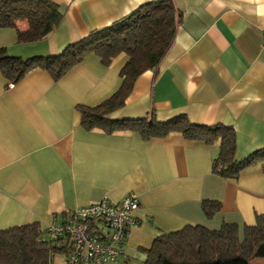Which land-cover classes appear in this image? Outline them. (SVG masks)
<instances>
[{
    "label": "crops",
    "instance_id": "obj_1",
    "mask_svg": "<svg viewBox=\"0 0 264 264\" xmlns=\"http://www.w3.org/2000/svg\"><path fill=\"white\" fill-rule=\"evenodd\" d=\"M62 20L46 37L19 43L0 29L7 55L30 59L60 53L89 33L110 26L157 0H50ZM181 15L172 45L154 69L134 82L124 106L109 118L158 121L185 115L197 126L220 124L235 133V158L264 149V0H172ZM25 29L23 21L17 24ZM120 54L103 65L87 54L58 80L35 67L18 82L0 72V230L54 220L104 197L119 202L134 193L139 208L109 264H143L161 234L187 226L217 231L244 227L264 215V161L236 181L213 173L218 143L172 132L143 140L137 133L85 130L79 106L94 107L119 87ZM204 201L219 203L207 218ZM258 264L263 259L256 260ZM52 256L51 264H63Z\"/></svg>",
    "mask_w": 264,
    "mask_h": 264
},
{
    "label": "trees",
    "instance_id": "obj_2",
    "mask_svg": "<svg viewBox=\"0 0 264 264\" xmlns=\"http://www.w3.org/2000/svg\"><path fill=\"white\" fill-rule=\"evenodd\" d=\"M62 17L59 7L50 0H0V29H14L19 43L43 39L58 26ZM180 18L172 0L149 2L110 26L65 46L56 55L21 59L7 55L5 49L0 48V72L14 84L38 67L56 81L87 54H94L103 65L124 54L127 60L119 72L118 89L97 106L78 107L82 128L107 133L135 132L143 140L178 132L188 140L217 142L212 171L221 178L236 181L242 170L256 161H264V149L236 159V138L231 127L197 126L185 115L163 122L156 120L153 113L140 119L109 118L112 112L124 106L135 80L143 72L156 68L166 55ZM21 21L25 23L23 30L17 27ZM219 207L216 201L202 203L207 218L217 213ZM55 252L47 228L42 229L38 223L0 230V264H51ZM258 259L264 260V215H256L254 226L244 227L242 240L233 224H224L217 231L187 226L177 232L161 234L145 250L143 264H258Z\"/></svg>",
    "mask_w": 264,
    "mask_h": 264
},
{
    "label": "built area",
    "instance_id": "obj_3",
    "mask_svg": "<svg viewBox=\"0 0 264 264\" xmlns=\"http://www.w3.org/2000/svg\"><path fill=\"white\" fill-rule=\"evenodd\" d=\"M139 208L136 194L119 202L108 198L77 208L47 227L56 252L64 255L63 264H109L123 255V243L135 223Z\"/></svg>",
    "mask_w": 264,
    "mask_h": 264
},
{
    "label": "rangeland",
    "instance_id": "obj_4",
    "mask_svg": "<svg viewBox=\"0 0 264 264\" xmlns=\"http://www.w3.org/2000/svg\"><path fill=\"white\" fill-rule=\"evenodd\" d=\"M53 255H54V258H57L58 261H60L61 258L64 261V255L62 253L55 252ZM132 264H139V263L138 262H132Z\"/></svg>",
    "mask_w": 264,
    "mask_h": 264
}]
</instances>
